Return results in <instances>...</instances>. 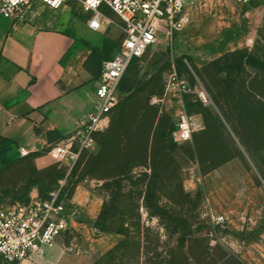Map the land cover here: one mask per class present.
<instances>
[{"label": "rangeland", "instance_id": "374dc122", "mask_svg": "<svg viewBox=\"0 0 264 264\" xmlns=\"http://www.w3.org/2000/svg\"><path fill=\"white\" fill-rule=\"evenodd\" d=\"M191 14L183 30L162 29L127 70V91L93 152L74 163L49 158L42 173L30 160L0 172V207L22 203L37 178L96 210L91 219L72 202L77 216L45 264H264V0H204ZM107 18L103 46L113 57L124 36L119 19ZM173 72L190 88L182 102L166 92ZM182 111L194 131L178 143ZM208 209L224 223L213 227ZM103 210L107 232L94 226ZM105 238L112 248L95 255Z\"/></svg>", "mask_w": 264, "mask_h": 264}, {"label": "crops", "instance_id": "0c3cea01", "mask_svg": "<svg viewBox=\"0 0 264 264\" xmlns=\"http://www.w3.org/2000/svg\"><path fill=\"white\" fill-rule=\"evenodd\" d=\"M100 10L107 18L108 9ZM88 19L72 3L52 9L38 0L22 22L0 14V150L25 147L29 151L25 160L37 173L51 165L50 156L43 154L52 145L48 134L72 133L94 100L90 87L96 80L86 63L93 49H102L104 39L101 31L89 29ZM69 203L80 214L95 218L96 210L83 195ZM104 240V247H94L95 255L112 248V242ZM47 253L41 247L16 264H45Z\"/></svg>", "mask_w": 264, "mask_h": 264}, {"label": "built area", "instance_id": "2783aa9c", "mask_svg": "<svg viewBox=\"0 0 264 264\" xmlns=\"http://www.w3.org/2000/svg\"><path fill=\"white\" fill-rule=\"evenodd\" d=\"M35 0H0V14L16 21H24L27 11ZM52 9H58L68 0H38ZM83 13L89 15L87 25L92 31H101L104 23L111 21L101 12L102 6L110 10L120 21L124 44L112 58L101 63L96 79L94 100L84 119L65 138L51 146V160L73 163L84 152L96 149V135L106 130L110 114L119 101V84L127 68L135 58L142 55L157 41L164 29L168 34L183 30L191 21L192 10L204 0H71ZM248 4L252 0H233ZM166 92L182 102V96L190 92L187 83L176 73L167 77ZM205 94L199 98L206 102ZM161 99L151 98L152 104ZM194 121L183 111L177 116L174 140L178 143L190 141ZM19 157H26L25 147L18 149ZM62 183L48 194L46 199L32 189L28 202L0 207V264H16L28 259L39 248H50L71 228L77 209L69 200L61 199ZM213 227L224 223L223 216H214L208 209L206 214Z\"/></svg>", "mask_w": 264, "mask_h": 264}, {"label": "trees", "instance_id": "16d2710c", "mask_svg": "<svg viewBox=\"0 0 264 264\" xmlns=\"http://www.w3.org/2000/svg\"><path fill=\"white\" fill-rule=\"evenodd\" d=\"M101 9V8H100ZM110 10H108V12H106V14H110ZM102 13H104L102 11ZM112 13V12H111ZM106 46L104 45L102 47V49L100 50H97V49H93L92 52H91V55L89 56V59H88V62L86 63V67L87 68H90V70L93 72V76H94V79L96 80L99 76V72H100V67H101V63L104 61V60H107V59H110L112 57H108V52L107 50L105 49ZM109 50V49H108ZM139 58H135L132 60L131 64L129 65V67L127 68V70L130 68V66L136 62ZM126 70V72H127ZM125 72V74H126ZM125 74L123 75L122 79H121V82L119 84V100H120V95L121 93L127 91V87H126V81H125ZM185 99H186V96H185ZM119 103V101H118ZM186 104L188 106V100L186 101ZM118 106V104H117ZM116 106V107H117ZM116 107L113 109V111L116 109ZM112 111V112H113ZM111 112V114H112ZM111 114H110V118H111ZM110 124V122H109ZM102 133V132H101ZM57 133H54V132H51L49 133L48 135H52V139H50V142L52 143H57V141H60L61 138L58 137V135H56ZM100 134V133H99ZM97 134L96 135V142H97V136L99 135ZM55 135L56 138H53V136ZM38 154V153H36ZM35 154V155H36ZM28 156V155H27ZM26 157H20L15 163H19V162H22L24 161ZM9 165H4L3 168H0V172L3 171V169H6L8 168ZM36 172V171H34ZM37 173V172H36ZM27 188H26V191H24V193H22L21 195L23 196V200H21L22 203H26L28 202V199H29V192L32 190V189H36L37 192H38V196L41 198V199H46L48 197V194L53 191L54 189H52L50 187V185L48 186H45V183L44 181L40 180V179H32V180H28L27 181ZM64 192H65V189L62 187L61 189V192H60V198L61 199H66V197H64ZM67 200V199H66ZM107 219H108V214L106 213V211H102L99 216L97 217V219L95 220L94 222V226L96 228H98L101 232H107Z\"/></svg>", "mask_w": 264, "mask_h": 264}, {"label": "water", "instance_id": "95a60500", "mask_svg": "<svg viewBox=\"0 0 264 264\" xmlns=\"http://www.w3.org/2000/svg\"><path fill=\"white\" fill-rule=\"evenodd\" d=\"M19 157L17 148L14 145H10L2 150H0V168L3 165L16 160Z\"/></svg>", "mask_w": 264, "mask_h": 264}, {"label": "bare ground", "instance_id": "6f19581e", "mask_svg": "<svg viewBox=\"0 0 264 264\" xmlns=\"http://www.w3.org/2000/svg\"><path fill=\"white\" fill-rule=\"evenodd\" d=\"M205 98H206V102H208V99H207V97L205 96Z\"/></svg>", "mask_w": 264, "mask_h": 264}]
</instances>
